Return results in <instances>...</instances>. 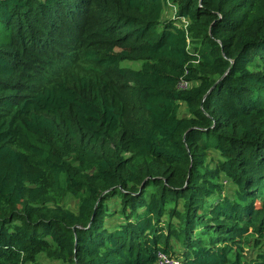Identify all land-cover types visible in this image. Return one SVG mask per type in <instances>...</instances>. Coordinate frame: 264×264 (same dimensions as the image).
Wrapping results in <instances>:
<instances>
[{
    "label": "trees",
    "instance_id": "obj_1",
    "mask_svg": "<svg viewBox=\"0 0 264 264\" xmlns=\"http://www.w3.org/2000/svg\"><path fill=\"white\" fill-rule=\"evenodd\" d=\"M159 251L264 264V0H0V264Z\"/></svg>",
    "mask_w": 264,
    "mask_h": 264
},
{
    "label": "rangeland",
    "instance_id": "obj_2",
    "mask_svg": "<svg viewBox=\"0 0 264 264\" xmlns=\"http://www.w3.org/2000/svg\"><path fill=\"white\" fill-rule=\"evenodd\" d=\"M172 16H174V13H172L170 11V9H167V10H165L163 20L165 21V20L171 19ZM140 65H141L140 62H123L121 64L122 67H130V68H134V69L139 68ZM66 207L69 210H72V211H75L76 210L75 202L72 199H70V198L66 202ZM113 207H114V204H110V208H113ZM247 252H249V251H247ZM33 264H61V263H53V262H50L47 259H45L43 255H39L37 257L36 262L33 263Z\"/></svg>",
    "mask_w": 264,
    "mask_h": 264
},
{
    "label": "built area",
    "instance_id": "obj_3",
    "mask_svg": "<svg viewBox=\"0 0 264 264\" xmlns=\"http://www.w3.org/2000/svg\"><path fill=\"white\" fill-rule=\"evenodd\" d=\"M183 23L185 21H182ZM189 87L187 82H180L177 86L179 90H186ZM155 264H179L172 256L165 254L163 252H157Z\"/></svg>",
    "mask_w": 264,
    "mask_h": 264
}]
</instances>
